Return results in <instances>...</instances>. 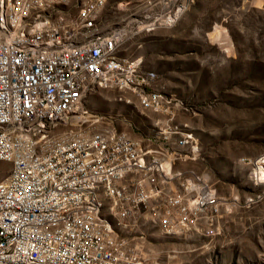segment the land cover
<instances>
[{"label": "built area", "instance_id": "obj_1", "mask_svg": "<svg viewBox=\"0 0 264 264\" xmlns=\"http://www.w3.org/2000/svg\"><path fill=\"white\" fill-rule=\"evenodd\" d=\"M110 1L0 0V264H148L145 224L214 239L238 208L200 167L196 110L130 45L192 0H122L108 24ZM99 91L142 125L92 109ZM240 161L264 186V152Z\"/></svg>", "mask_w": 264, "mask_h": 264}, {"label": "rangeland", "instance_id": "obj_2", "mask_svg": "<svg viewBox=\"0 0 264 264\" xmlns=\"http://www.w3.org/2000/svg\"><path fill=\"white\" fill-rule=\"evenodd\" d=\"M120 1L109 2L106 23L122 19ZM134 43L142 45L137 53L157 74L158 87L196 110L192 121L206 159L200 167L219 193L239 201L214 239L165 235L145 224L148 264H264V186L251 181L250 168L240 161L264 152V0H192L176 26ZM115 95L99 91L89 106L142 125L135 107ZM250 198L256 202L245 204Z\"/></svg>", "mask_w": 264, "mask_h": 264}]
</instances>
